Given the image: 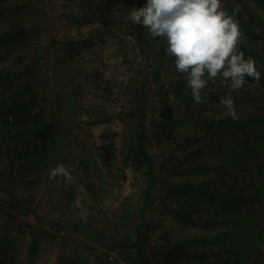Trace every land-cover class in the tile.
<instances>
[{"label":"rangeland","instance_id":"rangeland-1","mask_svg":"<svg viewBox=\"0 0 264 264\" xmlns=\"http://www.w3.org/2000/svg\"><path fill=\"white\" fill-rule=\"evenodd\" d=\"M87 1L0 0V102L34 93L49 125L36 143L28 129L0 122V264H144L137 236L148 251L173 246L180 264H198L200 252L222 264H264V0H222L229 15L239 7L244 55L261 72L258 84L247 79L232 94L239 121L219 104L228 93L206 91L195 104L162 38L131 22L129 9L146 0ZM248 22L251 31L241 26ZM146 81L168 85L150 98ZM166 102L173 139L152 119ZM140 113L154 157L148 192V166L126 146ZM103 142L116 154L111 165L98 156ZM58 164L70 179L49 180ZM15 197L24 209L10 204Z\"/></svg>","mask_w":264,"mask_h":264},{"label":"clouds","instance_id":"clouds-1","mask_svg":"<svg viewBox=\"0 0 264 264\" xmlns=\"http://www.w3.org/2000/svg\"><path fill=\"white\" fill-rule=\"evenodd\" d=\"M239 7L229 15L222 0H146L129 9L128 18L153 37L162 38L165 53L173 58L175 71L186 80L195 104L204 103L203 90L219 79L229 89L219 104L233 121L240 117L233 93H239L247 79L259 83L261 72L253 57H245L241 45L247 37L236 20ZM70 177L63 164L50 169L49 180ZM74 202V206L78 205Z\"/></svg>","mask_w":264,"mask_h":264},{"label":"trees","instance_id":"trees-1","mask_svg":"<svg viewBox=\"0 0 264 264\" xmlns=\"http://www.w3.org/2000/svg\"><path fill=\"white\" fill-rule=\"evenodd\" d=\"M82 2H88V1L82 0ZM249 24H250L249 22L244 23V27L247 31H251L249 29ZM252 34L254 33L252 32ZM240 47L242 50V45ZM263 76H264V73H263ZM249 80L251 79L249 78ZM177 83L178 81H176L174 84L177 86ZM263 84H264V81H263ZM145 85H146V88H148L149 96L151 98V91L153 88H155L154 86L159 85L158 88H160L161 86L162 87L167 86L168 83L167 81L165 82L161 81L160 83H157V85H155L154 83H151V82L148 83V81H146ZM209 85H210L209 89H206V90L204 89L203 92L214 91V92H220L221 94L228 92V90L224 88L223 83L218 85V87H216V83L215 84L210 83ZM37 104H38V100L34 93H31L30 95L22 99L16 98V99H13L12 101H2L0 102V122L2 123V125H4V127H8L10 130L15 129L17 131H21L24 129H28V133H30V136H33L35 138H38L42 142H45L49 134V131L47 130L48 129L47 126L49 127V125L45 124L44 123L45 121L41 120L42 111L41 109L36 108ZM140 108H142V106L138 107V109ZM225 116L227 118H230L227 114ZM152 119H154L155 121L158 120L157 122H160V124H164L165 128H161V131L164 129H167L168 138L169 139L174 138L172 125L175 121V115L173 111V106L170 103H167V102L164 103L162 110L158 113L157 116L155 115L152 116ZM138 120L139 121L137 123V127L139 128V131L135 133V140L130 141L129 143H126L127 144L126 146L129 145L130 152L132 154L137 153L138 155L137 158L141 156V158L146 162L148 166L147 167L148 177L146 180L147 182L146 192H148L154 180V171H153L154 157L149 155L147 151L146 130L144 127L145 125L142 122V121H145L143 117V113H140ZM44 125L46 126L45 129H43ZM199 138L200 137H197V139ZM134 142H136V145L133 144ZM96 148L98 149V156L101 159V161L104 162L106 165H111L112 159L116 155L114 153L113 147L103 142L101 145H98ZM194 150H196L195 152L198 151V149L195 148V149H192V152ZM238 151H242V150H238ZM192 154H195V153H192ZM257 165H258V168H257L258 170H256L257 171L256 173L258 172L260 173L261 171L259 170L260 169L259 167H261L262 164L257 163ZM189 166L190 165L188 164L187 168L194 169V167H189ZM195 169H197V167H195ZM63 182H64L63 180L60 181V186H61V190L64 191L63 188H66V186ZM90 185H91V181H90V178H88V180H86V186L89 188V190H93V188H91ZM182 187H187V189L195 190L197 192L204 191L208 194H211L208 188L200 187L199 185H196L193 182H190L189 180H185L184 182H182ZM162 194L163 193L159 195L158 197L159 200H163V198L165 197V195L163 194L162 196ZM10 204L13 207L21 208V210L24 209V206L21 205L17 197H15L14 200H11ZM193 204L194 202L192 201V206ZM143 222L144 220L141 221V223ZM145 240L146 239L144 238L141 239L137 236V238L134 241L137 245L136 246L137 249L139 250L138 258L142 260L144 264H180L179 259H178L179 258L178 252L173 246L170 247L169 245L168 246L163 245V248H162L161 245H152L153 247L151 251H148L147 247L145 246V244H147L148 242L147 241L145 242ZM121 245H125V243L121 241ZM167 247H170V248H167ZM109 250L112 251L111 249ZM204 255L205 253H202V252L197 254L198 259H199L198 264H222L225 261L224 257H219L218 260L212 261L209 257L205 258Z\"/></svg>","mask_w":264,"mask_h":264},{"label":"crops","instance_id":"crops-1","mask_svg":"<svg viewBox=\"0 0 264 264\" xmlns=\"http://www.w3.org/2000/svg\"><path fill=\"white\" fill-rule=\"evenodd\" d=\"M242 27H244V23L241 25ZM244 45V44H243ZM242 45V51H244L245 49H243V46ZM224 84V83H223ZM224 88L225 89H227L228 90V92H229V89L225 86V84H224ZM227 92V93H228ZM39 141V139L38 138H35V142L37 143ZM45 176H46V174H45ZM36 186H39L40 188H41V191H42V194L44 195V198H45V200L48 202V203H50V202H52L53 204H54V200H53V198L52 197H50V187H49V183L47 182V181H43L42 183L39 181L38 183H37V185ZM51 187H55L54 186V183H53V185L51 186ZM60 188V187H59ZM33 194H35L34 193V191H33ZM36 195V194H35ZM60 195H61V198H62V193H61V191H60Z\"/></svg>","mask_w":264,"mask_h":264},{"label":"built area","instance_id":"built-area-1","mask_svg":"<svg viewBox=\"0 0 264 264\" xmlns=\"http://www.w3.org/2000/svg\"><path fill=\"white\" fill-rule=\"evenodd\" d=\"M3 194V192L0 190V196ZM110 258H112V256L110 255Z\"/></svg>","mask_w":264,"mask_h":264}]
</instances>
